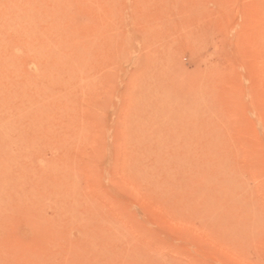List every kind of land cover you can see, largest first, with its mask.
<instances>
[{"label": "rangeland", "instance_id": "1", "mask_svg": "<svg viewBox=\"0 0 264 264\" xmlns=\"http://www.w3.org/2000/svg\"><path fill=\"white\" fill-rule=\"evenodd\" d=\"M0 264H264V0H0Z\"/></svg>", "mask_w": 264, "mask_h": 264}]
</instances>
